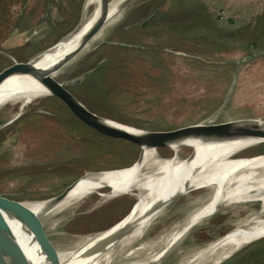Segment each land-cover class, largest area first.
Returning <instances> with one entry per match:
<instances>
[{
	"label": "rangeland",
	"instance_id": "rangeland-1",
	"mask_svg": "<svg viewBox=\"0 0 264 264\" xmlns=\"http://www.w3.org/2000/svg\"><path fill=\"white\" fill-rule=\"evenodd\" d=\"M86 1L0 0V23L8 24L0 38L15 28V55L0 39V72L47 50L87 21L95 4ZM55 77L64 84L71 81L68 89L90 111L143 130L264 120V0H130L119 19ZM18 106L0 109V199L46 200L86 172L129 166L143 152L133 142L82 123L53 95L36 99L12 119ZM159 150L162 156L172 154ZM190 150L183 148L180 155ZM263 152L264 142L242 153L250 158ZM207 191L174 200L131 248L151 240L145 248L157 251L165 244L159 240L202 203L199 198ZM134 202L127 194L107 200L89 195L53 216L49 222L59 224L54 229L45 225L34 241L42 251L51 243L69 250L77 237L121 219ZM258 209L259 201L219 208L160 264L205 248ZM232 255L218 264H264V237Z\"/></svg>",
	"mask_w": 264,
	"mask_h": 264
},
{
	"label": "bare ground",
	"instance_id": "bare-ground-1",
	"mask_svg": "<svg viewBox=\"0 0 264 264\" xmlns=\"http://www.w3.org/2000/svg\"><path fill=\"white\" fill-rule=\"evenodd\" d=\"M124 1H108L102 23L87 37L93 22L104 13L102 0H87L86 5L95 4L88 20L81 22L76 32L64 36L51 48L33 57L29 62L30 67L34 70H48L85 41L73 59L86 51L106 28L119 19L125 6L122 5ZM57 72L52 73V76ZM47 95H51L48 88L31 76L14 75L0 85V109L19 104L13 114L14 119L33 101ZM99 120L113 128L141 132L109 117L101 116ZM237 123L262 124L264 120L242 119ZM187 127H190L189 132L195 133L200 126L193 124ZM262 142L264 138L260 137L221 142L199 138L141 141L143 152L131 167L107 173H87L58 204L51 205V200L20 203L3 201L1 206L6 222L13 231L15 243L28 256L30 264H160L166 254L196 225L219 208L259 201V209L244 219H238L226 235L190 256L175 263H167L218 264L240 247L264 237V155L248 158L242 153ZM161 147L171 150L172 154L162 156L159 150ZM183 148L191 149L185 157L180 155ZM202 188L209 190L204 198H199L202 203L159 240H165L161 248L157 251L145 248L151 245V240L131 248L162 217L170 203ZM92 194L98 195L100 200L127 194L135 198L134 207L125 218L109 229L77 237L69 250H58L52 243L44 251L38 248L32 234L36 222L42 230L47 224L54 229L59 221L49 222L53 216L75 207ZM132 257L136 259L131 260Z\"/></svg>",
	"mask_w": 264,
	"mask_h": 264
},
{
	"label": "water",
	"instance_id": "water-1",
	"mask_svg": "<svg viewBox=\"0 0 264 264\" xmlns=\"http://www.w3.org/2000/svg\"><path fill=\"white\" fill-rule=\"evenodd\" d=\"M127 2L128 0L124 1L122 5L124 6ZM107 4H108V0H102V6H104V13H102V15H100L93 22L90 29L88 30V33L86 35L87 37L102 23L106 15ZM79 25L80 23L69 34L76 32L79 28ZM85 42L82 43L80 47L75 49L74 52L70 53L69 56L62 58L60 61H57L50 69L45 71L34 70L32 67H30L29 62L33 59V57L24 61L14 62L10 66L2 70V72H0V85L11 76L20 75V74L29 75L32 78H34L36 81L44 85L46 88H48V90L51 92V95L59 99L70 110L73 116L76 117L82 123L86 124L87 126L96 130L98 133L103 134L107 137L127 140L137 144L139 147H140V142L146 140L199 138V139H208L211 140L212 142H221L228 140H240V139H246L252 137L264 138V123L262 124L237 123L238 121L237 122L230 121L227 123H220V124L197 123L194 125H199L200 127L196 129L195 133L189 132L190 127H186V128L179 127L171 130H153V131H148L133 127L141 131L140 133H134L105 125L99 120L101 116H98L97 114L86 108L84 104H82V102H80V100H78L77 97H75V95L68 89V86L72 84L71 81H67L64 84L63 82L59 81L55 76H52V73L60 70L64 64H66L70 59H72L78 53V51L85 45ZM259 155H264V152L255 155L253 157H257ZM133 164L134 162L129 166L97 171V173H107L110 171H117L120 169L129 168ZM87 173H91V172H86L83 175L79 176L77 179L71 182V184L68 185L63 191L46 200H51L52 202L51 205L58 204L69 194V192L77 185V183ZM46 200H42V201H46ZM3 201H6L7 203L23 202V201L0 199V264H30L28 256L15 243L13 231L6 222L3 213L4 211L1 206V202ZM133 207L134 204L131 205L130 210H128V212L121 219L117 220L116 222H114L104 230L109 229L110 227L114 226L116 223L120 222L130 213ZM40 230H42L40 224L36 222V227L32 232L33 236H36V234H38ZM47 248L48 247L44 249Z\"/></svg>",
	"mask_w": 264,
	"mask_h": 264
},
{
	"label": "crops",
	"instance_id": "crops-1",
	"mask_svg": "<svg viewBox=\"0 0 264 264\" xmlns=\"http://www.w3.org/2000/svg\"><path fill=\"white\" fill-rule=\"evenodd\" d=\"M18 19L21 20V17H18ZM7 25H8V24H6V21L3 22V23L1 22V23H0V29H2V28H6ZM11 30H12V31H11ZM14 30H15V28L12 29V27H11V29H10V31H9L10 33L8 34V36H3V37H4L3 42H5V43L9 42V44H10V45H9V51H8V52H10L12 55L15 54V53L12 52L13 47H12V45H11V44L14 42V39H15V37L13 36V33H14L13 31H14ZM4 35H5V34H4ZM18 36H19V35L17 34V37H16V38H18ZM3 37H1V38H3ZM1 38H0V39H1ZM23 43H25V42H23ZM1 44H2V43H0V45H1ZM20 45H22V44L20 43L18 46H20Z\"/></svg>",
	"mask_w": 264,
	"mask_h": 264
},
{
	"label": "trees",
	"instance_id": "trees-1",
	"mask_svg": "<svg viewBox=\"0 0 264 264\" xmlns=\"http://www.w3.org/2000/svg\"><path fill=\"white\" fill-rule=\"evenodd\" d=\"M15 55V54H14Z\"/></svg>",
	"mask_w": 264,
	"mask_h": 264
}]
</instances>
